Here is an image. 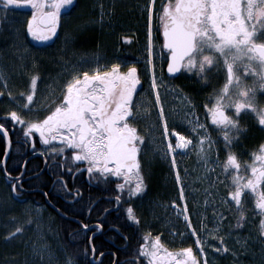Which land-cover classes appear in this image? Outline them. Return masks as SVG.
<instances>
[{"label":"snow or ice","instance_id":"obj_1","mask_svg":"<svg viewBox=\"0 0 264 264\" xmlns=\"http://www.w3.org/2000/svg\"><path fill=\"white\" fill-rule=\"evenodd\" d=\"M72 5L73 0H0V11L6 14L10 7L30 6L32 15L27 21V34L37 41H48L56 35L62 10ZM148 11L150 37L148 62L151 64V6L148 7ZM159 18L163 24V47L167 48L170 54L167 62L169 73H176L183 68L190 73L195 71L196 75L207 79L205 74L216 67L222 59L227 70V79L208 111L212 122L223 130L225 147H230L233 136H238L241 132L238 115L243 109L256 111L259 123L264 125V109H258L256 104L257 90H264V0H169L163 5V12ZM95 60L97 67L91 73L87 70L82 74L78 69L74 71L64 85L62 100L43 118H25L17 110L7 112L6 116L15 124L22 126L26 141L31 140L33 148H35L33 136L34 133H38L39 141L48 146L44 149L45 152L63 154L68 151L73 162L86 164V171L90 176L123 177V182L118 183L116 187L123 190L127 185L129 196H136L145 188L141 162L138 158L145 137L137 131L130 120L137 114L134 112L133 96L141 81L135 65L127 67L126 71H120L119 63H113L108 68L106 65H99L98 57ZM101 67L104 70H101ZM241 68L243 73L253 77L251 83L240 73ZM37 79V75L31 76L32 90L26 96L29 103L22 106L25 109L33 102ZM151 87L153 90L157 89L154 73ZM232 89L235 90L234 93ZM8 95L11 96L12 93L9 92ZM155 103L159 106V116L163 121L162 135L167 140V152L173 153L171 163L175 168L177 160L174 153L177 149H188L192 141L175 128L171 129L175 133V144L168 139L170 130L164 119V106L159 91L155 92ZM205 107L208 108L207 105ZM136 108L138 111L139 106ZM229 108L234 109V115L228 114ZM0 130L7 139L8 129L3 123H0ZM199 139L202 143L206 137L200 136ZM207 139L211 144L210 137ZM57 141L60 146H52L53 142ZM8 143L11 141L8 140ZM260 147L261 152L253 154L251 175L245 179L238 171L234 173L232 175L234 190L229 191L227 195L239 206L244 190L250 189L256 194V207L264 216V190L261 187L264 185V144ZM209 158L207 153L203 154L205 163ZM229 167L237 170L241 168L240 162L232 152H229L224 164L225 169ZM75 170L78 172L80 168L77 167ZM176 178L180 179L179 171ZM60 187L66 188V185L60 183ZM20 189L23 190L22 185ZM12 192L19 197L20 192H17L16 183L12 184ZM44 195L47 196L48 193L45 192ZM183 198L181 189V199ZM115 199L119 202L121 197L117 195ZM126 211L128 219L138 222L131 205ZM183 211L184 213L188 211L186 204ZM242 217L243 212L240 214L241 219ZM185 220L191 227L187 215ZM260 225L261 232L264 233V219L260 220ZM84 228L87 229L88 225L85 224ZM21 231L22 229L17 227L14 232L8 233V237H14ZM195 232L196 229L193 228L192 234ZM216 238L223 243L222 236L216 235ZM196 243L202 245L199 237ZM223 250L227 251V248ZM84 251L87 252V249ZM140 252L148 258L147 264H198L191 246L173 253L164 247L159 236L150 246L141 245ZM200 252H204L203 246ZM68 264H71V261ZM204 264H208V261L204 260Z\"/></svg>","mask_w":264,"mask_h":264},{"label":"flooded vegetation","instance_id":"obj_2","mask_svg":"<svg viewBox=\"0 0 264 264\" xmlns=\"http://www.w3.org/2000/svg\"><path fill=\"white\" fill-rule=\"evenodd\" d=\"M168 2L169 0H136L139 10L135 16H131V19L135 20L132 26L124 29L121 23L117 24V32L121 36L122 45L118 51L114 52V63L121 65L120 71H126L127 67L133 65L137 68L141 83L137 86V92L133 96L134 112H137V105L143 109L145 102H148L152 110H158L159 116V106L158 108L155 106V92L159 91L164 106V119L168 123L172 142L175 139L172 128L192 140V145L188 149L176 155L175 168L172 166L171 157H159L145 169L146 178L151 177L152 167L155 165H159L161 172L160 198L157 201L150 199L146 201V205L148 204L146 209L151 216L146 230L145 245L150 246L159 236L164 247L173 253L191 246L193 254L197 256L198 264H204V260H207L208 264H226L231 258L228 246L235 239L232 236L224 238L225 233H233L235 238L241 234L245 235L244 237L249 234L246 238L250 246L257 250L264 245V233L261 232L260 225V220L264 219V216L256 207V194L250 189H245L239 206L227 195L229 191L234 190L232 181L234 173L238 171L245 179L251 175L250 165L254 160L253 154H259L260 146L264 144V125L259 123L256 111L243 109L238 115L241 132L238 136H233L230 147H225L223 130L212 122L208 109L215 103V97L226 82V67L223 66L221 59L216 67L205 74L207 79L196 75L195 71L190 73L183 68L176 73L167 71L170 54L168 49L163 47V24L159 17L163 12V5ZM75 4L78 6L79 1L75 0ZM149 6L152 9L151 64L148 62ZM15 8L32 12L30 6ZM70 8L65 12L67 17L75 12V10L69 11ZM94 18L95 20L98 18L97 13ZM95 29L100 30L101 26ZM124 37L129 39L126 40ZM99 46L102 47L103 44ZM153 73L157 82L156 90L151 87ZM227 111L229 115L235 114L234 109L229 108ZM137 119L140 118L135 116L130 120L135 127ZM201 125L203 127H200ZM137 131L141 132L138 129ZM200 136L210 137L215 144L208 142L200 144ZM212 148L217 151L216 158ZM229 152L234 153L240 162L239 170L232 167L224 168ZM205 153L210 157L207 163L203 159ZM177 171L180 175L179 180L176 178ZM22 181L23 177L10 182H17L18 186ZM261 187L264 190V185ZM148 188L150 189L149 185ZM181 189H183V199H181ZM185 204L188 208L187 213L183 211ZM241 212H243L242 219L240 218ZM154 214L157 216L152 220ZM185 215L191 221V227L188 226ZM239 223L245 227L244 230L231 232L230 228L237 227ZM153 226L158 230L154 232V236H152L151 228ZM193 228L196 229L194 235L192 234ZM214 231L224 238L223 243L216 240L215 247L221 249L220 254L213 247L215 234L209 235ZM205 232L206 236H203ZM197 237L202 241L204 256L200 253L201 246L196 243ZM225 245L227 251L223 250Z\"/></svg>","mask_w":264,"mask_h":264},{"label":"rangeland","instance_id":"obj_3","mask_svg":"<svg viewBox=\"0 0 264 264\" xmlns=\"http://www.w3.org/2000/svg\"><path fill=\"white\" fill-rule=\"evenodd\" d=\"M81 1H83L82 5L87 6L83 10V14L87 13V16L83 15L82 18L78 15L79 10L73 0L69 11L75 10V14L67 17L65 12L69 7L63 9L56 35L48 41H37L27 34L26 25L32 12L22 11L15 7H10L6 14L0 11V89L5 97L2 103L5 114L11 110H17L25 118H43L56 103L62 100L64 85L75 70L78 69L81 74L86 70L91 73L97 67L95 60L97 57L100 66L110 67L114 63V52L118 51L122 45L121 36L117 32L119 23L115 24L116 19H120L118 16L123 17L122 20L131 19V16L139 10L136 0ZM96 13L98 18L95 20ZM113 22L114 24H111ZM99 26H101V31L111 26L114 28V36L109 38L110 34L107 31L103 46H97L93 50L84 51L74 48L77 33H81L88 27L97 28ZM123 28L126 29L125 26ZM103 69L101 67V70ZM240 73L251 83L253 77L250 74L243 73L242 68ZM32 75L38 77L36 90L33 102L29 104L28 109H25L22 106L29 103L26 96L32 90L30 83ZM234 91L232 89L233 93ZM9 92L12 93L11 96L8 95ZM150 104L152 105L151 102ZM256 104L258 109H264V90L258 89ZM155 106L158 108V105ZM247 110L252 111V109ZM136 113L137 118H140L137 119L138 122L135 120L136 127L145 137L138 155L141 162V174L144 175V170L149 164L154 163L155 159L171 157L173 153L167 152V140L162 135L163 121L160 122L158 110H152L148 102H145L143 109L139 108ZM34 135L38 136V133ZM168 139L172 140L171 135ZM199 142L200 144L209 143L207 137L202 143ZM172 143L175 144V139ZM52 146L59 147L60 144L57 141ZM185 150L177 149L174 153L175 157ZM213 153L216 158L215 149ZM54 155H66L67 164H79L81 170L86 169V164L73 162L68 151ZM116 178L123 181V177ZM134 181L135 177H133ZM143 204L144 202L139 203L142 209ZM56 224V216L51 210L38 207L21 196L17 197L12 192V183L0 175V264H68L69 261L71 264H76L60 241ZM17 227L22 229L21 233L8 237V233L14 232ZM243 228L245 227L239 223L237 227L230 228V231L240 232L244 230ZM214 234L213 247L217 244L216 240H219L216 238V231ZM232 234H224L226 239L229 238L228 236L235 239L232 244L227 245L231 256L230 264H264V245L257 250L250 246L246 238L249 234L246 237L241 234L237 238ZM203 236H206V232ZM215 249L218 248L215 247ZM220 253L222 252L219 251L218 254ZM201 255L204 256L203 253Z\"/></svg>","mask_w":264,"mask_h":264},{"label":"trees","instance_id":"obj_4","mask_svg":"<svg viewBox=\"0 0 264 264\" xmlns=\"http://www.w3.org/2000/svg\"><path fill=\"white\" fill-rule=\"evenodd\" d=\"M78 1V15L83 18V15L87 16V13L83 14L84 7L87 6L82 5L83 1ZM118 18L120 19H116L115 24L121 22L122 27L125 26L126 29L135 21L122 20L121 16ZM111 26L103 31L88 27L77 33L74 48L88 51L103 44L107 38V31L110 34L109 38L114 36V28ZM0 93H2L0 123L8 129L11 140L10 155L5 169H0V175L5 178L6 175L17 178L24 171L23 181L17 186V192H20L22 198L55 214L60 241L69 257L76 264H147L148 258L140 252V247L145 245L146 230L151 216L147 212L146 201L148 199L157 201L161 196L159 165L152 167L151 177L146 178L143 175L144 191L136 196H129L127 186L123 190L116 187L118 183L123 182L119 178L110 175L97 178V175L90 176L86 169L77 172L75 169L80 168V165L67 164L66 155L55 156L51 153L45 156L36 155V152L48 146H44L37 135L33 136L35 148L31 140L26 141L22 126L15 124L6 116L2 106L5 97L1 89ZM5 155L6 140L0 133V165ZM29 177L32 178L27 180ZM60 183L65 184L66 188L60 187ZM45 192L48 193L47 196L44 195ZM117 195L121 197L119 202L115 199ZM140 201L144 202L143 209L139 207ZM129 205L138 217V222L128 219L126 209ZM53 207L68 218L57 215ZM155 216L157 215L154 214L152 220ZM85 224L88 225L87 229L84 228ZM151 228L154 236V232L158 230L154 226ZM97 229L100 232L97 233Z\"/></svg>","mask_w":264,"mask_h":264},{"label":"water","instance_id":"obj_5","mask_svg":"<svg viewBox=\"0 0 264 264\" xmlns=\"http://www.w3.org/2000/svg\"><path fill=\"white\" fill-rule=\"evenodd\" d=\"M0 133H2V130H0ZM5 140H6V155H5V157H4L3 162H2L1 165H0V169H2V170L5 169V166H6V163H7L8 158H9L10 151H11V143H10V144L8 143V140H10L9 134H8V138H7V139L5 138ZM10 141H11V140H10ZM23 176H24V171H23L22 174H21L19 177H17V178H13V177H10V176H8V175H6V178L9 179V180H17V179H21ZM31 178H32V177H29V178H27V179H31ZM52 209L54 210V212H55L57 215H59V216H61V217H63V218H68L67 216L63 215L58 209H56V208H54V207H53Z\"/></svg>","mask_w":264,"mask_h":264},{"label":"bare ground","instance_id":"obj_6","mask_svg":"<svg viewBox=\"0 0 264 264\" xmlns=\"http://www.w3.org/2000/svg\"><path fill=\"white\" fill-rule=\"evenodd\" d=\"M174 137H175V135H174ZM36 155H41V156H45L44 154H42V153H39V154H36ZM27 179V178H26ZM28 180V179H27ZM12 181H14V180H12Z\"/></svg>","mask_w":264,"mask_h":264}]
</instances>
